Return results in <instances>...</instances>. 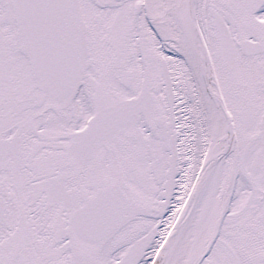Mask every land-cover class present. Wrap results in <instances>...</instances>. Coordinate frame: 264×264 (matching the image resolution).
Here are the masks:
<instances>
[{
  "label": "snow or ice",
  "instance_id": "6c2138e0",
  "mask_svg": "<svg viewBox=\"0 0 264 264\" xmlns=\"http://www.w3.org/2000/svg\"><path fill=\"white\" fill-rule=\"evenodd\" d=\"M0 264H264V0H0Z\"/></svg>",
  "mask_w": 264,
  "mask_h": 264
}]
</instances>
